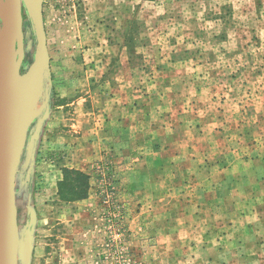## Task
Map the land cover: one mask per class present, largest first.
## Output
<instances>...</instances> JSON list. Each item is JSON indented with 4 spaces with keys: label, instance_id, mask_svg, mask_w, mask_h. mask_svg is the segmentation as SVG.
<instances>
[{
    "label": "rangeland",
    "instance_id": "374dc122",
    "mask_svg": "<svg viewBox=\"0 0 264 264\" xmlns=\"http://www.w3.org/2000/svg\"><path fill=\"white\" fill-rule=\"evenodd\" d=\"M29 2L16 81L40 92L19 130L18 264H264L244 205H204L219 168L194 181L200 148L223 143L221 119L196 115L264 95V0ZM64 168L89 176L86 199L60 200Z\"/></svg>",
    "mask_w": 264,
    "mask_h": 264
},
{
    "label": "crops",
    "instance_id": "0c3cea01",
    "mask_svg": "<svg viewBox=\"0 0 264 264\" xmlns=\"http://www.w3.org/2000/svg\"><path fill=\"white\" fill-rule=\"evenodd\" d=\"M254 102H257V105H254H259L258 108H254L249 103V107L244 106L243 100H237L236 107L231 110L227 108L229 104L224 102L226 106L218 112V116L216 113L209 114L206 110H201L200 114L196 115V118L202 120L201 125L210 119H221V125L216 132L221 136L220 140L223 143L217 145V148L215 146L212 149H208L207 146L206 149L200 148L201 160L198 158L196 160L198 163L195 172L198 176L194 178V181L204 186L209 183L210 168H219L218 172L222 177L214 182L215 186L212 188L216 193V205L209 204V199L206 198L210 188L200 190L202 196L204 195L206 198L204 205L206 207L209 205L212 207L222 206L226 198L235 201L236 205H244L243 212L253 216L256 222L250 232L255 241L254 248L259 249L262 241L261 234L264 233V95L255 97L252 103ZM200 134H208V128L202 127ZM201 141L203 145L210 144L205 141V138H202ZM211 150H215V152H211L217 156L215 162H211L207 157ZM193 155H187V157H193ZM185 161L190 162V165H185V172L190 176L186 180L191 181L195 174L189 173L188 166H191L192 170L194 169L192 166L194 159ZM175 168H179V165L175 164ZM225 172L229 173L225 175ZM212 185L213 182L210 186Z\"/></svg>",
    "mask_w": 264,
    "mask_h": 264
},
{
    "label": "water",
    "instance_id": "95a60500",
    "mask_svg": "<svg viewBox=\"0 0 264 264\" xmlns=\"http://www.w3.org/2000/svg\"><path fill=\"white\" fill-rule=\"evenodd\" d=\"M22 0H5L8 33L0 25V264H18V224L15 195L16 154L20 152L15 140L13 122L7 100L14 94L18 69V43L22 39ZM47 48V37L41 14L35 18Z\"/></svg>",
    "mask_w": 264,
    "mask_h": 264
},
{
    "label": "bare ground",
    "instance_id": "6f19581e",
    "mask_svg": "<svg viewBox=\"0 0 264 264\" xmlns=\"http://www.w3.org/2000/svg\"><path fill=\"white\" fill-rule=\"evenodd\" d=\"M29 1V3L31 4L29 5L32 8H34V6H38L36 5L38 0ZM0 21L2 22V24H4L2 27V32L4 36H7V5L4 0H0ZM21 79L22 80L18 79L16 81V87L18 88L17 93L10 95L7 100V108L10 113L11 120L13 122L16 142L20 141L19 130H21L23 126L27 123V120H29L35 114L33 102L40 92V82L38 79V75L34 74L32 77H26Z\"/></svg>",
    "mask_w": 264,
    "mask_h": 264
},
{
    "label": "trees",
    "instance_id": "16d2710c",
    "mask_svg": "<svg viewBox=\"0 0 264 264\" xmlns=\"http://www.w3.org/2000/svg\"><path fill=\"white\" fill-rule=\"evenodd\" d=\"M58 183V195L64 203L84 200L89 192V176L79 170L64 168Z\"/></svg>",
    "mask_w": 264,
    "mask_h": 264
}]
</instances>
